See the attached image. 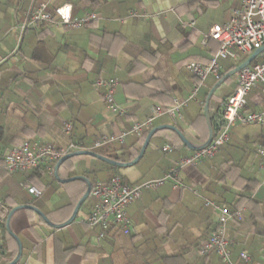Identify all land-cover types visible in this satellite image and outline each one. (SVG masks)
Listing matches in <instances>:
<instances>
[{"label": "crops", "instance_id": "0c3cea01", "mask_svg": "<svg viewBox=\"0 0 264 264\" xmlns=\"http://www.w3.org/2000/svg\"><path fill=\"white\" fill-rule=\"evenodd\" d=\"M40 3L51 12L69 4L73 17L95 13L97 19L77 29L37 23L21 30L29 11ZM239 8V0H0V167L6 154L24 141L65 148L83 140L90 147L100 136L144 121L156 107L171 106L174 98L186 100L199 84L186 64L209 62L218 43L207 38L208 32L227 23ZM247 59L239 55L236 61H221L222 72ZM263 61L264 51L258 56V62ZM229 78L210 103L209 117L215 121L223 102L218 98L230 96L236 86V76ZM98 79L116 80L114 100L120 114L107 108L104 89L95 87ZM214 81L206 79L178 115L153 121L149 131L161 129L131 166L110 170L104 164L114 165L91 156L68 159L57 178L42 166L48 179L45 187L31 181L34 171L0 170V224L19 243L3 241L0 235V264L15 249L18 255L19 247L15 264H224L214 253L201 254L217 226V214L206 201L231 210L236 206L241 213L240 220L228 224L227 234L235 241L231 261L245 252L251 257L249 264H264V158L257 154L264 148V129L256 125L234 126L213 158L178 168L179 184L169 180L144 190L126 209L131 224L127 230L113 226L98 241V231L82 222L93 205L88 197L69 225L59 227L62 224L47 218L72 201L73 192L60 181H88L89 176L92 182H107L117 173L134 185L161 179L176 168L181 158L194 152L178 133L191 146L202 144L203 102ZM262 110L264 101L253 89L245 111ZM68 122L73 124L71 136L62 131ZM139 138L129 136L122 144L93 153L109 161L117 156L121 164H129L140 154ZM167 145L171 152L162 151ZM31 186L41 190L40 197L28 193ZM27 207L36 208L47 222Z\"/></svg>", "mask_w": 264, "mask_h": 264}, {"label": "built area", "instance_id": "2783aa9c", "mask_svg": "<svg viewBox=\"0 0 264 264\" xmlns=\"http://www.w3.org/2000/svg\"><path fill=\"white\" fill-rule=\"evenodd\" d=\"M239 1L240 8L232 12L228 22L223 25L212 26L207 34L208 39L218 43V49L211 56L209 62L207 64L194 62L186 64L187 72L199 81L198 86L193 89L186 100L174 98L171 106L156 107L144 121L135 122L128 130L118 134L100 136L90 147L73 141L65 148H58L40 141L34 143L24 141L19 146L12 148L4 157L3 164L6 171L9 174L30 173L40 166H45L48 174L55 176L56 164L71 153L94 152L113 143L122 144L129 136L139 137L144 132L149 131L155 119L163 115H178L179 110L194 99L195 94L204 85L206 79L219 76L222 72L221 61H236L239 55L249 58L255 51L264 48V0ZM27 18L28 23L21 26V30L37 23L77 29L90 25L97 19V14L88 13L80 18H75L69 4H63L51 12L47 4L40 3L29 11ZM235 76V89L221 104L220 119L213 130L211 142L207 147L181 158L177 167L170 170L161 179L130 185L119 177H111L107 182L97 181L90 187L88 198L92 200L93 205L82 222L88 228L98 231V241L103 240L113 226L126 230L130 228L131 224L126 215V209L140 198L144 190L157 188L169 180H174L175 183L179 184L178 168L195 166L205 159L213 158L219 149L227 143L231 128L237 125H256L264 129V110L259 112L245 111L246 97L251 90L257 89L264 101V61L250 63L236 72ZM116 85L117 82L114 79H98L95 82V87L104 89V101L109 111L113 114H120L121 111L114 100ZM72 129V122L62 126V131L67 136H71ZM172 150L173 148L168 145L162 149L163 152H171ZM257 154L264 158V148L257 149ZM262 170L264 173V166H262ZM27 191L35 198L41 196V191L33 186L28 187ZM205 205L211 207L217 214V226L203 244L201 254L214 253L224 264H249L251 257L245 252L239 253L235 263L231 261V248L235 241L229 238L227 229L230 222L241 219L240 211L207 201Z\"/></svg>", "mask_w": 264, "mask_h": 264}, {"label": "trees", "instance_id": "16d2710c", "mask_svg": "<svg viewBox=\"0 0 264 264\" xmlns=\"http://www.w3.org/2000/svg\"><path fill=\"white\" fill-rule=\"evenodd\" d=\"M92 23H94V22H92ZM92 23H91V24H92ZM91 24H90V25H91ZM254 62H255V63L258 62V58H256V60H255ZM235 68H237L236 65H233V66H230V67L226 68V70L223 71V72H221L217 78H214L215 81H214V83H213L212 86H214L215 84H217V83L220 82V81H223L224 83H229L230 78H227V79H224V78H225V76H226L229 72L233 71ZM207 95H208V92H207V94L205 95V99H204L203 105L205 104V101H206ZM228 97H229V96H227V95H223V96L219 97L218 100H219V102H222V101L226 100V98H228ZM214 98H215V94L212 95V97H211V99H210V101H209V107H210V103H211L212 99H214ZM219 119H220V114H219V116H218V118H217L216 121L213 120V118H210V120H211V124H212V129H213V130L215 129L216 124L219 122ZM200 120H201V122L203 123V136H202V138H199V140H200V142L202 143L201 145H203V144L206 143V141H207V139H208V127H207V124H206V121H205L204 117H201ZM149 132H150V131L144 132V133L140 136L139 140L141 141V142H140L141 145L144 143V141H145L147 135L149 134ZM1 134H2V133H1V128H0V140H1ZM176 141H178L179 144H181V145L183 144L178 138H176ZM74 142H80V143H82L85 147L88 145V144H86L83 140H78V141H74ZM137 155H138V154L136 153L135 156H137ZM78 157H81V156H74V157H72V158H70V159H71V160H74V159H76V158H78ZM107 157H110V156H107ZM67 160H68V159H67ZM120 160H121V158H119V157H117V156L113 157V161L116 162V163H120ZM65 161H66V160H64L63 162H65ZM63 162H62V163H63ZM62 163H61V164H62ZM61 164L59 165L58 170H57V173H58V174L61 173ZM104 165L107 166L110 170H117V169H116V166H110V165H107V164H104ZM0 170L4 171L5 174L7 173V171H6L5 167H4V165H2V166L0 167ZM88 174H89V173H88ZM45 175H46V170H45V168L42 167V166H40V167H38V168L32 173V175L30 176V179H31V181L40 182V183L42 184V187H45L46 184H47L46 182L48 181V179L46 178ZM111 177H119V178H120V176H119L117 173H113ZM86 178H87L88 181H89L90 187L94 184V182H96V181L92 182V181L90 180L89 176H87ZM46 179H47V180H46ZM53 179H54V178H53ZM120 179H121V178H120ZM121 180H122V179H121ZM62 185H63L64 187L68 188V189L70 190L71 193L73 192V193H72V197H71V198H72V201H71L67 206H65V207H63V208H61V209H58V210H56V211H54V212H52V213H50V214L47 215V218H48V220H49L51 223H54V224L56 223V224H59V225H60V224H64V223H66V222L70 219V217H71V215H72V213H73V211H74V209H75L77 203L81 200V198L83 197V195H84L85 192H86V185H85L84 182H82V181H80V180H72V181H68V182L63 183ZM38 190H39V189H38ZM39 191H41V190H39ZM41 193H42V192H41ZM73 198H74V199H73ZM233 209H234V210H237V207L234 206ZM0 235H1V239H2L3 241H6V242H8V243H11V244L17 246V245H16V242H15V240H14V238L6 232L5 226H4V224H2V223L0 224ZM4 246H5V245H4ZM16 248H17V247H16ZM2 250H4V252H6V248H5V249H2ZM16 256H17V250L15 249V251H13V252L9 255L8 260H7L6 262H4L3 264H10V262H11L13 259H15ZM179 257H181V256H175V257H173V258H179ZM173 258H172V259H173ZM168 259H169V258H168Z\"/></svg>", "mask_w": 264, "mask_h": 264}, {"label": "water", "instance_id": "95a60500", "mask_svg": "<svg viewBox=\"0 0 264 264\" xmlns=\"http://www.w3.org/2000/svg\"><path fill=\"white\" fill-rule=\"evenodd\" d=\"M262 51H264V48H262V49H260V50H258V51H255V52H254V53H253V54H252V55H251V56H250V57H249V58H248L243 64L239 65V66H238L237 68H235L233 71L229 72V73L225 76L224 79H227V78H229V77L232 76V75H235L236 72H238L239 70H241V69L245 68L246 66H248L253 60L256 59V57H257ZM222 83H223V81H220V82H218L217 84H215V85L211 88V90L209 91V93H208V95H207L206 101H205V105H204V117H205V119H206V123H207V127H208V139H207L206 143L203 144V145H201V146H197V147L191 146V145L188 144L187 141L182 137V135H180V134L178 133V135H179V137L181 138L182 142H183V143H184L189 149H191V150H193V151L201 150V149L207 147V146L209 145V143L211 142L212 134H213V129H212V124H211V120H210V117H209V101H210L212 95L214 94V92L216 91V89H217ZM159 129H161V128H156V129H153V130H151V131L149 132V134L147 135V137H146V139H145V141H144V143H143V145H142V148H141V151H140L139 156H138L133 162H131V163H129V164H121V163H116V162H113V161H109L108 159L103 158L102 156H99L98 154L93 153V152H88V151H84V152H75V153H71V154L67 155L66 157L62 158V159L56 164V166H55V177L57 178V170H58L59 165H60L64 160L70 159V158H72V157H74V156H91V157L97 158V159H99V160H101V161L107 162V163H109V164H111V165H114V166H117V167L131 166L132 164L136 163V162L140 159V157L142 156V154H143V152H144V150H145V148H146V146H147V144H148L150 138H151V137L153 136V134H155ZM72 180H82V181H84L85 184H86V192H85V194L83 195V197L81 198V200L78 202L77 206L75 207V209H74V211H73V213H72L70 219H69L66 223L62 224V225L59 226V227H65V226L69 225V224L74 220V218H75V216H76V214H77V211H78L80 205L86 200V198H87L88 195H89L90 184L88 183V181H87L85 178H82V177H74V178H71V179H69V180H65V181H60V180H59V181L64 183V182H68V181H72ZM27 208H30V209H32L33 211H35L39 216H41V217L43 218V220H45V221L47 222V220H46V218L44 217V215H43L41 212H39L36 208H34V207H27ZM9 234H10V235L16 240V242L18 243L17 238H16L13 234H11L10 232H9ZM18 245H19V243H18ZM19 256H20V247H19V253H18L16 259H15L13 262H11L10 264H15V262L17 261V259L19 258Z\"/></svg>", "mask_w": 264, "mask_h": 264}]
</instances>
